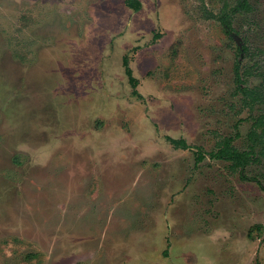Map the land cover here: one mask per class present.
Segmentation results:
<instances>
[{
  "label": "rangeland",
  "instance_id": "obj_1",
  "mask_svg": "<svg viewBox=\"0 0 264 264\" xmlns=\"http://www.w3.org/2000/svg\"><path fill=\"white\" fill-rule=\"evenodd\" d=\"M138 1L0 0V264H264V0Z\"/></svg>",
  "mask_w": 264,
  "mask_h": 264
},
{
  "label": "trees",
  "instance_id": "obj_2",
  "mask_svg": "<svg viewBox=\"0 0 264 264\" xmlns=\"http://www.w3.org/2000/svg\"><path fill=\"white\" fill-rule=\"evenodd\" d=\"M249 0H238L237 6L234 8H229L230 10L224 11L222 14L219 13L218 15L215 14H208V17H216L217 20L222 25H226L231 28V20L232 16L235 12L244 10L248 11L251 9L249 5ZM125 5L128 7L137 10L140 8L141 3L138 0H124ZM153 37L157 38L158 34L154 33ZM245 53L248 52L247 48H244ZM129 58L127 55L122 56V63L125 68V74L128 78V83L131 85L133 89H136L138 85V80L132 75L131 69L129 67ZM259 75L262 73L259 72ZM245 76V72L241 71L239 62H235L234 66V87L235 92H240L242 94V99L244 105L253 106L257 102H264V79L259 86H243V77ZM137 90V89H136ZM133 90L134 94H137L138 91ZM133 93V92H132ZM264 114H260L259 116L252 117V123L249 131L248 139L252 142L254 148V143L262 142L264 144ZM170 143L175 148H188L186 141L182 138L174 139L168 138ZM209 155L215 159H222L229 162V166L231 170H236L237 168L243 167L251 162V152L250 151H243L238 149L236 146L232 144V137L230 136H223L215 143V150L211 151ZM204 158V155L201 152H197L195 159L196 161H200Z\"/></svg>",
  "mask_w": 264,
  "mask_h": 264
}]
</instances>
